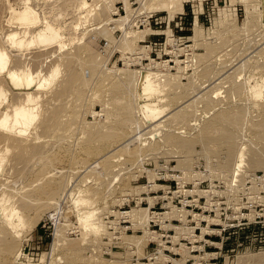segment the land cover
Wrapping results in <instances>:
<instances>
[{"label": "rangeland", "instance_id": "obj_1", "mask_svg": "<svg viewBox=\"0 0 264 264\" xmlns=\"http://www.w3.org/2000/svg\"><path fill=\"white\" fill-rule=\"evenodd\" d=\"M86 1L89 8L87 7L88 10L84 9L83 13H80L75 8L78 0H30L29 5L36 9L35 13L39 19H47L57 27L60 25V30L63 33L62 42L66 45L62 49L56 46L57 43L46 47L32 45L28 49L17 51L11 47L4 36L14 28L16 31L18 29L23 31L24 28L21 25L25 23L19 17H23L21 12L25 11V3L24 0H0V45L6 47L8 51L10 58L7 66L12 67L14 64L27 66L34 74L41 72V75L47 73V70H51V68L58 67L57 75L51 83L46 85L45 88L37 90L39 95V103L37 104V107H39L37 108L38 120L30 126L27 134L23 136L29 139L28 142H30V139L33 142L38 140L40 143L36 141L35 143L38 142L36 145L44 143L42 149L45 148L46 153L40 147L36 150H41L49 158H45V161L38 160L40 157L47 156H41L42 154L39 155L41 151L38 153L35 150L32 154L33 149L30 152V149L27 150L30 153H27V155L30 157L25 155L26 152L24 151H26L27 148L25 147L27 145L24 144L27 141L24 142L23 137L20 140V136L16 138L10 136L6 140L8 143L3 142L6 139L3 136L0 139L1 142L5 143H1V148L4 145H8L6 147L10 148L0 149V151L5 152L3 155L6 158L3 162L4 166L1 168L2 177H0L5 182L3 180H0V182L5 186L9 185L5 189L4 197L8 196L9 200L12 198L10 201L14 199L13 202H17L16 205L31 203L30 205L26 204L34 207L27 209L26 218H29L26 219V223L29 222L27 220H30L31 216L33 220L35 218L34 221L31 219V222L25 224V227L23 225L19 226L21 228L18 227V231L21 232H19V235H16L14 230L4 227L5 230L3 231L7 232L0 234V264H176L174 262L176 260H179L181 264H264V95L256 100L252 90H249L255 80L256 82H262L260 84H264V0H187L184 2L182 12L171 11V7L162 6L170 0H127L130 8L129 15L126 14L128 12L125 7V0H111L112 4L107 2L108 0L105 4L103 3L104 0ZM107 4H111L109 5L111 8ZM99 7H105V14L110 16L106 17L111 18L109 21L102 20V22L100 17L98 18L96 9H102ZM84 14L86 16H82ZM121 15H128L127 21L124 20L123 26H120L121 23L117 21L119 27L114 26L115 22L113 21L120 19L119 21L122 22ZM195 16L198 17V22L202 28L201 39L199 38L200 40L197 41L191 37ZM85 17H87L86 21ZM80 20H84L83 23ZM72 24H79L80 26L74 28L75 26ZM104 27L106 28L103 30ZM169 29L172 37L167 36ZM105 30L108 37L103 34ZM170 38H172V41ZM87 40L90 41V44ZM123 42L125 45H123ZM212 45L216 46L212 47ZM209 46L215 51L212 49L208 51ZM87 49L93 51H86ZM17 52L22 55L17 54ZM217 52H220V54ZM16 55L20 58H17ZM88 59L91 61L89 62ZM245 59H250V61ZM206 62H208L207 68H205ZM243 62L248 64L245 65ZM156 63L158 64L155 65ZM237 66L241 67L237 69ZM222 67H226L224 71H227V73L223 71ZM144 68H152L153 71L154 68L155 71L158 69V73L161 75L158 77H164V80L159 78L163 83H161L162 86L160 85L162 87L159 88L160 92L153 94L152 97L142 95V88L136 82L138 81L137 71ZM204 68L205 70L213 69L208 70V74L214 75L211 80L210 76H205L208 74H204L207 73ZM127 69L131 71H127ZM230 69L233 71H230ZM78 72L80 77H85V79H82L86 80L87 83L84 80L77 79L80 78ZM121 72L123 73L121 74ZM129 72L132 74H129ZM124 73L126 75L128 73L127 77L123 76ZM220 73L221 75H219ZM75 74H78L76 75L77 78L74 76ZM215 74L219 76L215 77ZM222 74H224L223 78ZM227 74L231 75L227 76ZM3 75L4 73L0 74V77ZM118 75L123 78L120 77V80H118ZM132 75L136 77L133 80L134 82L131 80L134 78ZM169 77L174 80H170ZM124 78H130L132 83L127 82V79L123 81ZM225 78L227 81L224 82ZM175 79H178V81H175ZM219 79L221 80L219 81ZM203 80L207 85L203 83ZM213 80L218 81L211 82L212 88L219 83L214 87V90L209 85L211 84L209 82ZM235 81L239 83H237L238 85L241 84L239 91L242 90V94L240 92L232 93L233 87L231 86H234ZM116 82H126L131 90H125L128 94L124 93L125 91L117 93L118 91H114V89L119 90L120 88L115 86ZM164 82L167 83L165 87ZM113 83H115L114 86ZM172 86L173 88H171ZM262 86L264 92V85ZM201 87L204 90L207 87V90H213L214 93L212 94L211 91L207 90L206 92ZM196 88L197 90H194ZM5 90L7 94L5 93L6 100L3 108L9 107L10 104L8 103L19 101L22 97L21 94L24 95L26 92L24 89L25 92H22V89L18 90L10 86H5ZM121 90L122 88L119 91ZM42 91L43 93H41ZM136 91L139 92L136 93ZM204 92L206 93L204 94ZM192 93L199 95L201 98L196 96L195 98L198 99H195L194 95L191 96ZM208 93L212 95H208ZM251 93L253 97L250 96ZM54 94L57 96H53ZM115 94H120V98L123 96L122 102L118 103L117 100H120V98H118L119 95L116 96ZM124 94H126V97ZM18 95L20 99H14L15 96L19 97ZM204 95L212 97L211 99L214 98L215 105L209 103L206 105L209 107L213 105V109L211 107L206 109L207 97ZM115 97H117L116 100H114ZM134 97H136V100ZM187 97L192 98L190 99L192 104L186 102V99L188 101ZM150 98L151 100L157 99L155 103L158 106L169 107L168 110L164 109L163 113L165 112V114H161L159 121H165L162 124L163 126L160 124V127H157L159 128V134L155 137L152 135L149 137L151 133L145 131L153 127L152 125L155 123L147 126L149 125L148 120L145 119L144 113L141 111V104L147 99L150 100ZM176 99L178 100L176 101ZM175 101L180 104L175 103ZM128 102L132 105L130 104V109L127 110V113H124L126 115L122 119L120 116H123L122 112L124 110L122 111L123 108L119 110V108H121L122 103L124 105ZM169 103L170 105H167ZM135 104L140 107L138 108ZM184 105L190 106L189 109ZM225 105L227 106L225 107ZM116 107H118L117 110L122 111L120 114H118V111L115 112ZM183 107L186 111L185 109L182 110ZM131 108L134 110L132 111ZM180 108L181 110H179ZM175 112H178L179 116L182 115L183 118L188 119H181L182 117H178V114H176L177 116L174 115ZM168 114H170V118L165 116ZM53 115V121L49 120L52 125L48 126V119L52 118ZM162 115H164V118H162ZM39 118L43 119L41 124ZM120 118L121 121H119ZM177 121L179 122L177 123ZM125 122H129L128 125H125ZM121 124H124V126ZM42 125L44 126L42 127ZM210 126L211 128H209ZM168 127L172 129H168ZM131 129H134V132H131ZM171 131L173 136L169 133ZM27 135L30 137H27ZM131 135H135V137H132L131 143L117 147L120 144L119 142L124 141V138ZM176 135L177 137H175ZM163 136L166 141L161 139ZM16 139L18 143H14ZM176 140L179 142L176 143ZM19 141H22L25 147L21 146ZM146 141L150 142L147 143ZM190 141L195 144L191 143L190 145ZM9 142L13 144L11 145ZM159 143L162 144L159 145ZM183 143H185V146L180 147ZM216 143H218L217 146ZM232 143L234 144L233 152L235 148L236 151L235 154L231 153V157H234V159L229 157L231 159L229 161L227 148ZM16 144L18 145L15 146ZM152 144L153 146H150ZM15 147L16 149H14ZM112 148L115 151H112ZM160 148L161 150H159ZM210 149L212 150L210 151ZM241 149L245 150L246 156L244 155V159L246 161L243 160L244 163L240 167L242 172L238 171V174H232L234 173L236 161H239L238 153ZM50 150L51 152L54 151L51 155H49ZM159 151L161 153H158ZM47 152L50 153L47 154ZM19 153L21 154L19 155ZM31 154L37 155H35L37 162L33 161L35 156H31ZM16 155L19 156L16 157ZM21 155L24 157L22 158ZM225 157L229 160H226ZM25 160H28L27 164L24 162ZM38 162L40 163L37 164ZM15 163H18V165ZM225 163L230 166L223 167L222 165H227ZM231 163L233 164L231 165ZM22 164L26 165L23 166ZM20 165L21 168L17 167ZM35 167L38 169H35ZM230 167L232 168L230 169ZM83 168L86 170H82ZM41 169L44 171L48 169V171L42 172ZM233 176L238 178L236 179ZM38 178L40 184L37 183ZM23 179L26 181H23ZM33 181L36 182L33 183ZM99 184L100 186H96ZM157 184L159 185L157 186ZM65 186V190H63ZM75 186L80 189L76 190ZM80 186H84L83 188L87 191L81 189ZM72 188H75L73 191L75 190L76 193L73 192V195L70 196L68 193L71 192ZM41 190L48 193L51 190H54L55 193L59 191L55 194L57 196L56 201H58L53 205V208L52 204L43 207L40 204H32L31 199L38 198L35 195L41 194ZM79 190H82L80 192L82 196L88 201H92V203L89 201L90 207L94 210L99 208V213L95 212L96 215L94 216L95 220L98 218L97 215L100 218L99 221L96 220L98 222L95 221L96 224L99 223L98 234L95 233L97 228H91L95 229L94 232H92L93 230L90 231L91 229L85 232L76 218L77 208L74 206L75 199L73 197L77 195ZM45 192L43 193L45 194ZM98 192L102 197L99 194L97 195ZM25 193H31L35 197L31 196L30 201L26 199V202L23 203L22 199ZM43 193L39 198L45 196ZM21 197L22 199H19ZM65 198L70 202L68 203ZM93 198L97 199L93 200ZM151 201L153 202L150 203ZM64 203L67 205H64ZM141 207H148V215L154 216L149 218L148 221L140 219L136 213L143 212ZM49 208L55 209L54 213L58 218H60L58 215H62L61 220L66 223L63 226L65 227L63 228L64 239L54 252H52L51 242L56 220L55 216H51L52 211ZM68 208L71 210H68ZM132 210H136V213H134L136 217H132ZM185 211L187 214L181 216ZM65 212H67V216ZM128 212L131 214H128ZM159 214L160 217H158ZM163 214L164 216L161 217ZM202 215L204 216L201 218ZM141 221L142 223H139ZM100 223L103 227L100 226ZM12 237L14 238L11 239ZM3 239L12 240L17 244L16 250L20 249L18 257L15 256V249H5ZM251 254H254V257ZM256 254H258L257 257ZM245 255L250 258L248 262ZM240 259H244V262L246 260L247 263L242 262Z\"/></svg>", "mask_w": 264, "mask_h": 264}, {"label": "bare ground", "instance_id": "obj_2", "mask_svg": "<svg viewBox=\"0 0 264 264\" xmlns=\"http://www.w3.org/2000/svg\"><path fill=\"white\" fill-rule=\"evenodd\" d=\"M30 0H24V3H25V7H24V10L25 11H23V12H21L22 13V16L23 17H19V19H21L22 20V22L23 23H25L24 25H21L20 23H19V25H21L24 29H23V31H19V30H21V29H18V31H16V30H14L13 28H11V29H13L12 31L10 30V32H8L7 34H5L6 36H4V37H6V39H7V41H9V44L11 45V47L12 48H15V50H17V51H20V50H22V49H28V47H30V46H32V45H37V46H42V47H46V46H49V45H51L52 46V44H54V43H57L56 44V46L58 47H60L61 49H62V47H64V45H66L65 43H63L62 42V38H63V33L61 32V27H59L60 25H58V27H57V25H54V23H52L51 21H49V20H47V19H45V20H42V19H39L37 16H36V9H34L32 6H30L29 5V2ZM96 1H98V0H96ZM101 1H103V0H101ZM107 0H104L103 1V3L105 4V2H106ZM126 1V2H125ZM124 2H125V7H126V10H127V12L128 13H126V14H130L129 13V11H130V8H129V2H127V0H125ZM185 1H187V0H170L169 2H167V3H165V4H161L162 6H166V7H171V11H180V12H182L183 10H184V2ZM107 2H112L111 0H108ZM106 2V3H107ZM170 2H171V4H170ZM97 3V2H96ZM99 3H100V1H99ZM53 4H55V3H53ZM77 4V3H76ZM112 4V3H111ZM111 4H107V6L108 7H110L111 8V6H109V5H111ZM91 5V4H90ZM97 5V4H96ZM101 5H103L102 3H101ZM171 5V6H170ZM100 6V5H99ZM52 7V6H51ZM73 7H74V5H73ZM88 3H87V1L86 0H78V4H77V7H75L78 11L77 12H79L80 11V13L82 12L83 13V10L85 9H87L88 10ZM91 7V6H90ZM99 8H104L103 10L101 9V10H99V9H96L97 11H98V18L100 17V20L102 21V20H104V21H106V20H108L109 21V19H111V18H107V17H110L109 15L107 16L106 14H105V7H99ZM49 11H50V9H49ZM51 11H53V10H51ZM90 11V10H89ZM85 12V11H84ZM264 12V11H263ZM262 12V13H263ZM61 12L59 11V14H60ZM62 14H63V12H62ZM264 14V13H263ZM76 15V14H75ZM78 15V14H77ZM127 15V16H128ZM57 16L59 17V15L57 14ZM62 16V15H61ZM82 16H86V14H84V15H82ZM89 16V15H88ZM96 16V15H95ZM107 16V17H106ZM127 16L126 15H121L120 17H121V20H122V22L121 21H119L120 19H118V20H116V19H114V20H116V21H113V22H115V24L116 23H118V22H120L121 24H120V26H123L122 24H123V22H124V20H126L127 19ZM54 17H56L55 15H54ZM78 18H80V17H78ZM84 18V17H83ZM52 19H53V17H52ZM51 19V20H52ZM81 19V18H80ZM86 19H87V17H85V21H86ZM40 20H42L41 21V24H39V22H40ZM74 20V19H73ZM99 20V21H100ZM80 21H82V20H80ZM84 21V20H83ZM83 21H82V23H83ZM112 21V20H111ZM118 21V22H117ZM127 21V20H126ZM125 21V22H126ZM70 22H72V21H70ZM69 22V23H70ZM103 22V21H102ZM63 23V22H62ZM65 24V23H64ZM101 24V23H100ZM114 24V26H118L119 25V23L118 24H116L115 25ZM259 24V23H258ZM67 25H69V24H67ZM72 25H74V24H72ZM78 25L79 24H75L74 26V28H77L78 27ZM80 26V25H79ZM13 27V26H12ZM15 27H17V26H15ZM100 27V26H99ZM107 27V26H106ZM106 27H104L103 28V30L106 28ZM119 27V26H118ZM69 28V27H68ZM67 28V29H68ZM70 28H71V26H70ZM107 28H109V27H107ZM124 30H125V28H124ZM201 30H202V28H201V26H200V23L198 22V17L197 16H195V19H194V29H193V35L191 36L194 40H198L199 38L201 39V36H202V32H201ZM101 31H102V28H101ZM109 31H110V29H109ZM125 32V31H124ZM133 32V31H132ZM86 33V32H85ZM110 33H112V32H110ZM167 36L168 37H172V34H171V30L169 29L168 31H167ZM104 35L106 34V30H105V32L103 33ZM126 34V33H125ZM124 34V35H125ZM128 34V33H127ZM131 34V33H130ZM108 34H106V36H107ZM109 35H111V34H109ZM132 35V34H131ZM112 36V35H111ZM129 36V35H128ZM108 37V36H107ZM113 37V36H112ZM139 37V36H138ZM127 38V37H126ZM4 39V38H3ZM89 39V38H88ZM90 39H92V38H90ZM110 39V38H109ZM168 39V38H167ZM172 38H170V40H171ZM199 39V40H200ZM112 40V39H111ZM169 40V39H168ZM65 41V40H64ZM88 41V40H87ZM110 41V40H109ZM172 41V40H171ZM219 41V40H218ZM92 42V41H91ZM126 43H127V41H126ZM217 43H220V42H217ZM85 44H87V43H85ZM84 44V45H85ZM88 44H90V41H88ZM129 44V43H128ZM127 44V45H128ZM9 45V46H10ZM123 45H125L124 44V42H123ZM2 45H0V74L2 75V73H4V75L3 76H1L0 77V130H1V135H0V139H1V137L3 136L4 137V139L5 140H3V142H7L8 143V141H6L7 140V138L9 137L10 138V136H13V137H17V136H20L19 137V139L20 138H22L24 135H26L27 134V131H28V129L30 128V126H32V125H34L35 124V122L38 120V109L37 108H39V107H37V104L39 103V101H38V98H39V95L37 94V90L39 91V90H41V89H43V88H45V86L46 85H49L50 83H51V81L55 78V76L57 75V72H58V67H55V68H51V70H47L46 68V70L48 71L47 73L45 72V74H42L41 75V72L39 73H35L34 74V72L32 71V70H30V68H28L27 66H20V65H16V64H14V66L12 65V67H9V66H7L8 65V62H9V54H8V51H7V49H6V47L4 48L3 46L1 47ZM50 46V47H51ZM54 46V45H53ZM90 46V45H89ZM89 46H87V47H89ZM216 46V45H215ZM215 46H213L212 45V47H215ZM83 47V46H82ZM128 47H129V45H128ZM84 48V47H83ZM90 48H91V46H90ZM130 48V47H129ZM45 49V48H44ZM93 49V48H92ZM210 49H212V48H210V46H209V49H208V51H210ZM130 50V49H129ZM213 51H215V49H212ZM10 51H12V50H10ZM86 51H93V50H86ZM207 51V52H208ZM216 51H218V50H216ZM19 52H17V54H18ZM23 53V52H22ZM206 53V52H205ZM218 53V52H217ZM259 53V52H258ZM19 54H21V53H19ZM71 54V53H70ZM89 54V53H88ZM92 54V53H91ZM216 54V53H215ZM215 54H212V55H215ZM218 54H220V52L218 53ZM254 54V53H253ZM252 54V55H253ZM22 55V54H21ZM207 55V54H206ZM256 55H257V53H256ZM16 57H17V55H16ZM19 57V56H18ZM17 57V58H18ZM59 57H61V56H59ZM67 57V56H66ZM70 57H72V56H70ZM88 57H89V55H88ZM96 57H98L97 55H96ZM208 57V56H207ZM212 57H214V56H212ZM219 57H221V56H219ZM20 58V57H19ZM63 58H64V56H63ZM62 58V59H63ZM65 59V58H64ZM69 59V58H68ZM95 59V58H94ZM94 59H92L93 61H95ZM206 59V58H205ZM89 60V59H88ZM215 60V59H214ZM245 60H249L250 61V59H245ZM59 61V60H58ZM62 61H65V60H62ZM68 61H71V60H68ZM91 60H89V62H90ZM204 61V60H203ZM209 61V60H208ZM252 61V60H251ZM215 62V61H214ZM246 62V61H245ZM22 63V62H21ZM20 63V64H21ZM93 63V62H92ZM92 63H90L91 64V66H92ZM159 63V62H158ZM158 63H156L155 65H157ZM238 63V62H237ZM207 64H208V62H206V66H205V68H207ZM231 64V63H230ZM230 64H228L229 66H230ZM243 64H245V65H247L248 63H244L243 62ZM252 64V63H251ZM258 64V63H257ZM154 65V66H155ZM202 65H204V64H202ZM201 65V66H202ZM215 65V64H214ZM238 65V64H237ZM252 65H255V64H252ZM252 65H250V66H252ZM86 66H88V65H86ZM95 66V65H94ZM188 66V65H187ZM224 66H227V65H224ZM257 66V65H256ZM260 66V65H259ZM27 67V68H26ZM51 67H53V66H51ZM93 67V66H92ZM156 67V66H155ZM209 67V66H208ZM215 67V66H214ZM238 67H241V66H237V69H238ZM88 68V67H87ZM94 68V67H93ZM205 68H204V71L206 72L207 71V73H204V74H208V70L210 69H206L205 70ZM223 68V67H222ZM226 67H224L223 68V71H224V69H225ZM232 68H234L233 66H232ZM254 68V67H253ZM42 69V68H41ZM41 69H39V70H41ZM45 69H42V70H45ZM217 69V68H216ZM220 69V68H219ZM92 70V69H91ZM118 70V69H117ZM116 70V71H117ZM129 69H127V71H128ZM202 70V69H201ZM210 70H213V69H210ZM218 70V69H217ZM232 69H230V71H231ZM94 71V70H93ZM119 71H121V70H119ZM124 71V70H123ZM129 71H131V70H129ZM133 72H135L134 70H132ZM203 71V70H202ZM218 71H220V70H218ZM233 71V70H232ZM43 72V71H42ZM138 72V75H137V73H136V77H138V81H136V82H138L139 83V86L142 88V95H146L147 97H152V95L153 94H156V93H158V92H160L159 91V88H162L161 86H162V81L161 80H159V78H162V80H164L163 78V76L162 77H158V76H161V75H159V73H158V69H157V71H155V68H154V71H153V69L152 68H144V69H141V70H138L137 71ZM210 72H212V71H210ZM216 72V71H215ZM224 72H226L227 73V71H224ZM73 73V72H72ZM76 73V72H75ZM79 73V72H78ZM123 72H121V74H122ZM162 73H163V71H162ZM217 73V72H216ZM230 73H232V72H230ZM234 73V72H233ZM125 74V73H124ZM129 74H132L131 72H129ZM76 75H78V74H75L74 76L76 77ZM94 75V74H93ZM127 75H128V73H127ZM127 75L125 74V75H123L124 77H127ZM134 75V74H133ZM132 75V76H133ZM163 75V74H162ZM219 75H221V73L219 74ZM219 75H216L215 74V77L216 76H219ZM231 75V74H230ZM230 75H228L227 74V76H230ZM73 76V77H74ZM119 76V75H118ZM169 76V75H168ZM206 77L207 76H210L211 78H210V80L212 79V77L214 76H211V74H208V75H205ZM226 76V75H225ZM75 77H74V79H75ZM79 77H80V73H79ZM120 77H122V76H119V79L118 80H120ZM128 77H130V76H128ZM134 78H132L131 80H132V82H134L133 80L134 79H136V77L135 76H133ZM214 77V78H215ZM221 77V76H220ZM220 77H218V78H220ZM224 77V74H222V78ZM232 77V76H231ZM77 78V77H76ZM82 78H84L85 79V77H80V78H77V79H81V80H84V79H82ZM118 78V77H117ZM123 78V77H122ZM170 78V77H169ZM221 78V79H222ZM227 78V77H226ZM225 78V79H226ZM234 78V77H233ZM110 79V78H109ZM125 79H127V78H124L123 79V81H126ZM168 79V78H167ZM221 79H219V81L221 80ZM262 79V78H261ZM65 80V79H64ZM63 80V81H64ZM114 80V79H113ZM117 80V81H118ZM131 80H130V78H128L127 79V82H131ZM170 80H174V79H171L170 78ZM169 80V81H170ZM230 80H232L231 78H230ZM62 81V82H63ZM87 81H88V79H87ZM114 81H116V80H114ZM159 81H161V82H159ZM167 81V80H166ZM175 81H178V79L176 80L175 79ZM204 81V80H203ZM214 81L215 80H213V81H208L209 83H211V82H213L214 83ZM218 80H216L215 82H217ZM224 82L225 81H227V79L226 80H223ZM237 81V80H236ZM236 81H235V84H234V86H231V87H233V89H232V93H235V92H240L241 93V91H239L240 90V85H238L237 83H236ZM247 81V80H246ZM61 82V81H60ZM84 82H86V80H84ZM111 82H112V80H111ZM131 82V83H132ZM168 82V81H167ZM173 82V81H172ZM248 82V81H247ZM255 83L252 85V86H250L249 88H251V89H249V90H252V93H253V95L256 97V100H257V98H259V97H262V95H264V92H263V89H262V85H264V84H260V83H262V82H260V81H258V82H256V80L254 81ZM87 83V82H86ZM137 83V84H138ZM159 83V84H158ZM162 83V84H161ZM202 83V82H201ZM203 83H205V81L203 82ZM63 84V83H62ZM85 84V83H84ZM114 84L115 83H113V86H114ZM167 83L166 82H164V87H165V85H166ZM170 84V83H169ZM173 84V83H172ZM171 84V85H172ZM217 84V83H216ZM215 84V85H216ZM219 84V83H218ZM217 84V85H218ZM222 84V83H221ZM244 84H245V81H244ZM248 84V83H247ZM67 85H69V84H67ZM128 85L129 84H126V82H116V84H115V86L117 87V88H122V90L121 91H119L118 89H114V91H118L117 93H119V92H123V91H125V90H129L130 88H128ZM131 86H132V84H130ZM161 85V86H160ZM173 85H175V84H173ZM178 85H181V84H178ZM177 85V86H178ZM198 85V84H197ZM205 85H207L206 83H205ZM204 85V86H205ZM209 85H211V88H212V83L211 84H209ZM216 85V86H217ZM249 85H251V84H249ZM248 85V86H249ZM5 86H10V87H12V88H15V89H22V92H25L24 93V95L23 94H21L22 95V97H21V99H20V96L19 97H16L15 96V98L14 99H16V98H19L20 100L19 101H15V102H11V103H8V104H10V105H8L9 107H6V108H3V104H4V101L6 100V95H5V93L7 94V92H5L6 90H5ZM55 86H57V85H55ZM61 86H65V85H61ZM138 86V85H137ZM138 86V87H139ZM176 86V85H175ZM202 86V85H201ZM216 86H214V87H216ZM247 86V87H248ZM53 87V86H52ZM51 87V88H52ZM67 87V86H66ZM115 87V88H116ZM136 87V86H135ZM195 87V86H194ZM193 87V88H194ZM197 87V86H196ZM210 87V86H209ZM214 87L212 88L213 90H214ZM56 88V87H55ZM59 88V87H58ZM124 88H128V89H124ZM167 88H169L168 86H167ZM171 88H173V86L171 87ZM241 88H244V87H241ZM10 89V88H9ZM23 89L25 90V91H23ZM63 89V88H62ZM134 89V88H133ZM138 89V88H137ZM201 89H202V87H201ZM208 88L206 87V89L204 90V89H202V90H204V91H206ZM50 90H52V89H50ZM49 90V91H50ZM131 90V89H130ZM190 90V89H189ZM194 90H197V88L196 89H194ZM213 90H207V91H213ZM229 90V89H228ZM36 91V92H35ZM48 91V90H47ZM48 91V92H49ZM65 91H67V90H65ZM65 91H60V92H62V93H64ZM162 91H164L163 89H162ZM206 91V92H207ZM216 91V90H215ZM229 91H231V90H229ZM245 92H246V90H244ZM15 92V91H14ZM52 92H54V91H52ZM139 91H136V93H138ZM166 92V91H165ZM187 92V91H186ZM190 92H192L191 90H190ZM206 92H204V94L206 93ZM243 92V91H242ZM244 92V93H245ZM41 93H43V91L41 92ZM120 93V94H121ZM124 93H126V91L124 92ZM169 93H171V92H169ZM195 93V92H194ZM214 92H212V94H213ZM219 93V92H218ZM227 93H229L228 91H227ZM252 93H251V97H253L252 96ZM120 94H118V95H116V96H118V98H120ZM126 94H128V93H126ZM126 94H124V96L126 95ZM166 94H168V93H166ZM212 94H210V93H208V95H212ZM242 94V93H241ZM240 94V95H241ZM249 94H250V92H249ZM51 95H52V93H51ZM122 95V94H121ZM142 95H141V97H142ZM170 95V94H169ZM193 93H192V97H193ZM200 95H201V93H200ZM203 95V94H202ZM53 96H57L56 94H54ZM62 96V95H61ZM134 96V95H133ZM184 97H185V95H183ZM196 96H198V98H201L199 95H194V98L196 97ZM204 96H206L205 98H206V100H207V103L205 104V106L206 105H208V103L209 104H214V103H216V102H214L213 101V99H211L210 98V96H207V95H204ZM203 96V97H204ZM217 96H218V94H217ZM225 96V95H224ZM122 97L123 96H121V98H120V100H117L118 101V103L119 102H122L121 101V99H122ZM126 97V96H125ZM138 97V96H137ZM154 97V96H153ZM163 97V96H162ZM168 97V96H167ZM183 97V98H184ZM216 97V96H215ZM219 97V96H218ZM218 97H216V98H218ZM226 97H228V96H226ZM254 97V98H255ZM53 98V97H52ZM116 98L117 97H115V99L114 100H116ZM136 97H134V99H135ZM143 98V97H142ZM165 98H166V96H165ZM186 98V97H185ZM184 98V99H185ZM188 98V101H187V99H186V102H188V103H191L190 102V99H192L191 97L189 98V97H187ZM193 98V99H194ZM198 98H195V99H198ZM229 98V97H228ZM128 99V98H127ZM131 99V98H130ZM129 99V100H130ZM138 99H139V97H138ZM141 99V98H140ZM167 99H170V98H167ZM253 99V98H252ZM260 99V98H259ZM125 100H126V98H125ZM136 100V99H135ZM157 99H154V100H151V98H150V100L149 99H147V101H144L142 104H141V111L144 113L143 115L145 116V119H147L148 120V123H149V125H147V126H150V125H152V124H154V125H152L153 127H151L150 129H148V130H145V131H147V132H149V133H151L150 134V136L149 137H151V135L153 136V137H155L156 135H158L159 134V131H158V129L159 128H157V127H160V124H161V126H163L162 124H163V122L165 121H159V119L161 118V114L163 113V111H164V109H166V110H168V108L167 107H165V108H163L164 106L162 105V107L161 106H158V104H156L155 103V101H156ZM162 100V99H161ZM175 100V99H174ZM178 99H176V101H177ZM220 100V99H219ZM123 101H124V98H123ZM160 101V100H159ZM166 101V100H165ZM171 101V100H170ZM175 101V103H177V104H180V103H178V102H176ZM215 101H217V100H215ZM222 101V100H221ZM131 102L132 103H134L132 100H131ZM158 102V101H157ZM184 102H185V100H184ZM183 102V104H185ZM224 102V101H223ZM259 102V101H258ZM166 103V102H165ZM172 103V102H171ZM195 103V102H194ZM228 103V102H227ZM131 103L130 102H128V103H126V104H124L123 105V103L121 104L122 106H121V108H119V110H121L122 108V111L124 110V112H122V111H119V110H117L118 109V107H116V111L115 112H119L118 114H120V112H122L123 113V116H120L121 118L122 117H124L126 114H124V113H127V110H129L130 109V106L132 105H130ZM161 104V103H160ZM182 104V105H183ZM192 104V103H191ZM196 104H198V103H196ZM225 104V103H224ZM229 104V103H228ZM116 105H118V104H116ZM135 105H137V104H135ZM165 105V104H164ZM167 105H170V103L169 104H167ZM187 105H190V104H187ZM187 105H184V107H186V108H188V107H190V106H188L187 107ZM215 105V104H214ZM257 105V104H256ZM261 105V104H260ZM119 106V105H118ZM138 106V105H137ZM196 106V105H195ZM204 106V108H206V109H208V107L209 106H206L205 107ZM213 106V105H212ZM212 106H210L211 108H212ZM219 106V105H218ZM221 106V105H220ZM227 105H225V107H226ZM136 107V106H135ZM140 106H138V108H139ZM178 107H179V105H178ZM182 108V110L183 109H185V108ZM209 107V108H210ZM216 108H218L217 106H216ZM223 109H226V108H224V107H222ZM228 108V107H227ZM132 109V108H131ZM136 109V108H135ZM189 109V108H188ZM213 109V108H212ZM220 109V108H219ZM231 109V108H230ZM115 110V109H114ZM134 109H132V111H133ZM171 110V109H170ZM179 110H181V108L179 109ZM229 110V109H228ZM132 111H131V113H132ZM141 111H139V112H141ZM185 111H186V109H185ZM190 111V110H189ZM189 111H187V113H189ZM193 111V110H192ZM141 112V113H142ZM172 112V111H171ZM184 112V111H183ZM195 112H196V110H195ZM226 112H228L227 110H226ZM121 113V114H122ZM128 113H130V112H128ZM186 113V112H185ZM115 114H117V113H115ZM163 114H165V112L163 113ZM171 114V113H170ZM170 114H168V115H165V116H169V118H170ZM176 114H178V117H182V115L181 116H179V113L178 112H175V114L174 115H176ZM182 114V113H181ZM138 115H140V114H138ZM194 115V114H193ZM163 117L162 118H164V115H162ZM171 116H173V114H171ZM177 116V115H176ZM184 116V115H183ZM189 116V115H188ZM187 116V117H188ZM127 117V116H126ZM185 117V116H184ZM190 117V116H189ZM192 117V116H191ZM49 118V117H48ZM121 118L119 119V121H121ZM125 118V117H124ZM169 118H167L168 120H170ZM172 118V117H171ZM194 118V117H193ZM40 119V124H41V121L44 119V117H43V119H41V118H39ZM47 119V118H46ZM52 119H54V115H53V117L52 118H50V119H48V122H49V120H51V121H53ZM123 119V118H122ZM133 119V118H132ZM141 119V118H140ZM173 119V118H172ZM181 119H183V120H187V119H185V118H181ZM195 119V118H194ZM242 119V118H241ZM146 120V121H147ZM178 120V119H177ZM238 120V119H237ZM131 121V120H130ZM129 121V122H130ZM133 121H136V120H133ZM132 121V122H133ZM144 121V120H143ZM167 121V120H166ZM44 122V121H43ZM122 122H124V121H122ZM129 122H125L124 124L125 125H128L127 123H129ZM157 122V123H156ZM179 121H177V123H178ZM181 122H183V121H181ZM190 122V121H189ZM47 123V122H46ZM45 123V124H46ZM51 122H49V123H47V125L48 126H50V125H52V123L50 124ZM131 123V122H130ZM143 123V122H142ZM174 123V122H173ZM192 123V122H191ZM238 123V122H237ZM44 124V125H45ZM124 124H121L122 126H124ZM183 124H185V123H183ZM194 124H195V122H194ZM205 124V123H204ZM44 125H42V127L44 126ZM131 125V124H130ZM139 125H140V123H139ZM177 125V124H176ZM207 125V124H206ZM210 125V124H209ZM134 126V125H133ZM136 126V125H135ZM167 126V125H166ZM105 127H106V125H105ZM145 127V126H144ZM172 127H174V126H172ZM205 127V126H204ZM123 128V127H122ZM131 128V127H130ZM148 128V127H147ZM170 127H168V129H169ZM209 128H211V126L209 127ZM43 129H45V128H43ZM46 129H47V127H46ZM45 129V130H46ZM101 129H103L102 127H101ZM124 129V128H123ZM127 129V128H126ZM134 129H136V128H134ZM134 129H131V132H134ZM163 129V128H162ZM170 129H172V128H170ZM129 130V129H128ZM138 130V129H137ZM174 131H175V129H173ZM206 130H208L207 128H206ZM211 130V129H210ZM48 131V130H47ZM101 131V130H100ZM141 131V130H140ZM163 131V130H162ZM203 131H205V130H203ZM209 131V130H208ZM137 132V131H136ZM41 133V132H40ZM167 133V132H166ZM170 133V135H172V131L171 132H169ZM203 133H205V132H203ZM3 134V135H2ZM5 134V135H4ZM34 134V133H33ZM36 134H39V133H36ZM43 135L45 134L44 132L42 133ZM148 134V133H147ZM175 134V133H174ZM35 135V134H34ZM41 135V134H40ZM47 135V134H46ZM45 135V136H46ZM125 135H127V134H125ZM124 135V136H125ZM165 135V134H164ZM29 135H27V137H28ZM35 136H38V135H35ZM127 136H129V135H127ZM173 136V135H172ZM171 136V137H172ZM202 136V135H201ZM30 137V136H29ZM40 137V136H39ZM43 137V136H42ZM105 137V136H104ZM132 137H135V135L134 136H130V137H128V138H124L125 140L124 141H122V142H119L120 144L119 145H117L115 142V144L117 145V147H119V146H126L127 144H129V143H131L130 141H132ZM137 137V136H136ZM146 137V136H145ZM152 137V138H153ZM175 137H177V135L175 136ZM203 137V136H202ZM12 138V137H11ZM24 138V137H23ZM32 138V137H31ZM36 138V137H35ZM168 138H170V137H168ZM211 138H213V137H211ZM217 138V137H216ZM216 138H214L215 140H216ZM223 138V137H222ZM18 139V138H17ZM17 139L14 141V143H16L17 142ZM37 139V138H36ZM41 139V138H40ZM141 139V138H140ZM161 139H164V136H163V138H161ZM199 139H201V138H199ZM206 139H207V137H206ZM10 140V139H9ZM20 140H22V139H20ZM25 140L27 141L26 142V144H24V145H27L26 147L23 145V142L22 141H19V144H21V146H23V147H25V148H27L26 149V151H24V149L22 148V150L24 151V152H26L25 153V155H27V153L28 154H30L29 152L31 151V149H33V152L31 151V153L33 154L34 153V150L36 151V152H40L41 150L42 151H44L45 152V148H44V150L42 149L43 147V145H44V143H41L42 145H36V144H38V140H36V141H38L37 143H35L36 141H34L33 142V140H31L30 139V142H28V138H24V142H25ZM35 140V139H34ZM135 140H137V139H135ZM146 140V139H145ZM202 140V139H201ZM201 140H200V142H201ZM204 140V139H203ZM218 140H220V138H218ZM45 141V140H44ZM44 141H42V142H44ZM119 141V140H118ZM129 141V142H128ZM138 141V140H137ZM163 141H166L165 139L163 140ZM168 141V140H167ZM182 141H183V139H182ZM213 141V140H212ZM211 141V143L213 144V142ZM217 141V140H216ZM228 141V140H227ZM3 142H1L0 141V145H2V144H5V143H3ZM45 142H47V141H45ZM144 142V141H143ZM147 142V141H146ZM150 142V141H149ZM149 142H147V143H149ZM177 142H179V141H177L176 140V143ZM230 142H232V141H230ZM2 143V144H1ZM11 145L13 144V143H11V142H9ZM18 143V142H17ZM40 143V142H39ZM48 144H50L49 142H47ZM126 143V144H125ZM146 143V144H147ZM173 143H175V142H173ZM186 143V142H185ZM185 143H183V145L181 144V146L180 147H182V146H185ZM191 143H194V142H192V141H190V145H191ZM210 143V142H209ZM46 144V143H45ZM125 144V145H124ZM145 144V143H144ZM155 144V143H154ZM160 144H162V143H159V145ZM180 144V143H179ZM195 144V143H194ZM194 144H192V145H194ZM208 144V143H207ZM217 144L218 143H216V146H217ZM225 144H227V142H225ZM18 144H16L15 146H17ZM112 145V144H111ZM148 145V144H147ZM186 145H188V144H186ZM208 145H210L211 146V144H208ZM234 144L232 143V144H229V146H228V151H227V153H228V155L229 156H227L228 158L229 157H231V153L233 152V149H234V146H233ZM6 146H8V145H4V147H2V148H5ZM14 146V145H13ZM20 146V145H19ZM38 146V147H37ZM46 146V145H45ZM113 146V145H112ZM149 146V145H148ZM150 146H153V144L152 145H150ZM227 146V145H226ZM241 146V145H240ZM35 147H37V148H35ZM41 148V150H39V151H37L38 149H40ZM47 147V146H46ZM147 147V146H146ZM207 147V146H206ZM1 147H0V149H2ZM6 148H8V147H6ZM18 148V147H17ZM35 148V149H34ZM109 148V147H108ZM159 148V147H158ZM184 148H187V147H184ZM211 148H213V147H211ZM8 149H10V148H8ZM13 149V148H12ZM14 149H16V147L14 148ZM19 150H21L20 148H18ZM28 149H30L29 150V152H27V150ZM37 149V150H36ZM47 149H50V148H47ZM115 149V148H114ZM153 149L156 151V149L153 147ZM207 149V148H206ZM214 149V148H213ZM245 149V148H244ZM5 150V149H4ZM159 150H161V148L159 149ZM212 149H210V151H211ZM243 149H241V151L238 153L239 155V161H236L237 163H236V165H234L235 167H234V173H232V174H238V171H241V166H242V164L244 163L243 162V160H245L244 159V155L246 156V154L244 153V151L245 150H247V149H245V150H243ZM3 150H1L0 151V153L2 152ZM15 151V150H14ZM41 151V152H42ZM110 151V150H109ZM109 151H107V152H109ZM112 151H115V150H113V148H112ZM215 151H217V150H215ZM215 151H212V152H214V153H216ZM236 151V148H235V150H234V152ZM9 152V151H8ZM22 152V151H21ZM39 153V155L40 154H42L41 156H47V157H44V158H42V157H40L38 160H44L45 161V158L47 159V158H49V156L48 155H45L43 152L42 153ZM50 152H51V150H50ZM49 152V153H50ZM53 152L54 151H52L50 154L47 152V154H49V155H51V154H53ZM107 152H105V153H107ZM152 152H154V151H152ZM233 152V153H234ZM5 152L3 151V153L2 154H0V177H2L1 176V171H2V166H4V164H3V162H4V160L6 159V158H4V154ZM7 153V152H6ZM46 153V152H45ZM158 153H161L160 151L158 152ZM157 153V154H158ZM165 153V152H164ZM164 153H162V155H164L165 156V154ZM167 153H170V152H167ZM192 153V152H191ZM21 153H19V155H20ZM31 154V156H35V155H32ZM114 154V153H113ZM117 154V153H116ZM155 154H156V152H155ZM174 154V153H173ZM173 154H171V155H173ZM193 154V153H192ZM194 154H195V152H194ZM235 154V153H234ZM237 154V153H236ZM1 155H3V156H1ZM19 155H16V157L17 156H19ZM103 155V154H102ZM105 155H109V154H105ZM170 155V154H169ZM227 155V154H226ZM27 156H29V155H27ZM37 156V155H36ZM36 156L34 157L35 158V160H33V161H36ZM106 156V157H107ZM109 156H111V155H109ZM114 156H115V154H114ZM117 156V155H116ZM157 156V155H156ZM158 156H159V154H158ZM237 156V155H236ZM21 157L23 158L24 156H22L21 155ZM26 157V156H25ZM30 157V156H29ZM39 157V156H38ZM105 157V158H106ZM160 157V156H159ZM224 157V156H223ZM104 158V157H103ZM110 158V157H109ZM188 158V157H187ZM193 158V157H192ZM226 158V157H225ZM228 158H226V160H229ZM231 158H233L234 159V157H231ZM256 158V157H255ZM29 159H32V158H29ZM99 159H101V158H99ZM113 159H116V158H113ZM10 160V159H9ZM13 160V159H12ZM165 160V159H164ZM167 160V159H166ZM178 160H180V159H178ZM185 160H186V158H185ZM190 160H192V159H190ZM189 160V161H190ZM23 161V160H22ZM28 160H25L24 162L26 163ZM47 161V160H46ZM188 161V162H189ZM229 161H231V159L229 160ZM246 161V160H245ZM15 162H17V161H15ZM37 162V161H36ZM106 162V161H105ZM178 162H180V161H178ZM183 162V161H182ZM228 162V161H227ZM23 163V162H22ZM28 163V162H27ZM26 163V164H27ZM40 162H38L37 164H39ZM46 163V162H45ZM45 163H44V165H45ZM87 163V162H86ZM104 163V162H103ZM235 163V162H234ZM15 164H17L18 165V163H15ZM25 164V165H26ZM88 164V163H87ZM225 164H227V165H222L223 167H228V166H230V165H228V163H225ZM233 163H231V165H232ZM23 165V164H22ZM25 165H23V166H25ZM84 165H86V164H84ZM34 166H35V164H34ZM87 166H89V165H87ZM17 167H19V168H21L22 166L20 165V166H17ZM28 167H30V166H28ZM14 168V167H13ZM15 168H16V166H15ZM25 168V167H24ZM31 168V167H30ZM46 168V167H45ZM80 168V167H79ZM89 168V167H88ZM232 167H230V169H231ZM243 168V167H242ZM8 169H10V168H8ZM35 169H38V168H36L35 167ZM223 169V168H222ZM229 169V170H230ZM23 170V169H22ZM25 170V169H24ZM32 170V169H31ZM58 170V169H57ZM82 170H86V169H82ZM89 170V169H88ZM14 171H16V170H14ZM20 171V170H19ZM27 171H29V170H27ZM41 171L43 172L44 170H42L41 169ZM45 171H48V169H45ZM44 171V172H45ZM79 171V169L77 170V172ZM232 171V170H231ZM11 172V171H10ZM36 172V171H35ZM39 172H40V170H39ZM38 172V173H39ZM82 172V171H81ZM242 172V171H241ZM241 172H239V173H241ZM5 173H7V172H5ZM26 173V172H25ZM230 173V172H229ZM3 174V173H2ZM7 174H9V173H7ZM19 174H21V173H19ZM90 174V173H89ZM231 174V175H232ZM29 175V174H28ZM40 175V174H39ZM26 176H27V174H26ZM36 176V175H35ZM42 176V175H41ZM78 176V175H77ZM241 176V175H240ZM34 177V176H33ZM37 177V176H36ZM233 177H236V176H233ZM233 177H232V179H233ZM24 178H26V177H24ZM238 177H236V179H237ZM4 179H5V177H4ZM78 179V178H77ZM231 179V180H232ZM0 180H3V179H0ZM85 180V179H84ZM89 180V179H88ZM234 180H235V178H234ZM234 180H232L233 182H234ZM4 182H5V180H3ZM8 181V180H7ZM6 181V182H7ZM23 181H26V180H24L23 179ZM39 178L37 179V183L38 184H40L39 182ZM94 181V180H93ZM22 182V181H21ZM20 182V183H21ZM32 182V181H31ZM34 182H36V181H33V183ZM68 183H69V181H67ZM75 182H77V181H75ZM82 182V181H81ZM10 183V182H9ZM27 183V182H26ZM92 183V182H91ZM94 183V182H93ZM5 184H7V183H5ZM25 184V183H24ZM49 184H51V183H49ZM74 184V183H73ZM84 184V183H83ZM231 185H232V183H230ZM234 184V183H233ZM16 185V184H15ZM57 185V184H56ZM55 185V186H56ZM59 185H61V184H59ZM65 185V184H64ZM155 185V184H154ZM154 185H152V186H154ZM159 184H157V186H158ZM7 186H9V185H3L1 182H0V234L2 233V232H7V231H3V230H5V228H9V229H11V230H14L15 231V233H16V235H19V232L20 231H18L19 230V228H21V227H19V226H24L25 224L27 225V223H29V222H31V219H32V216H31V219L30 220H27V221H29V222H27L26 223V219H28L29 217H27L26 218V211H27V209H29V207H32V208H34L33 206H29L31 203H29V202H27L29 205L27 206L26 204L25 205H22V204H17L16 205V203L15 202H13L14 201V199H13V201H10V200H12V198H10V200H9V197L8 196H6V197H4L5 196V189H6V187ZM19 186H21L20 184H19ZM26 186V185H25ZM34 186H36V185H34ZM44 186V185H43ZM77 186H78V184H77ZM77 186H75L76 188H77ZM87 186V185H86ZM96 186H100V184L99 185H96ZM145 186V185H144ZM23 187V186H22ZM31 187H32V185H31ZM51 187V186H50ZM73 187V186H72ZM81 187V189H83V190H86V189H84L82 186H80ZM160 187V186H159ZM16 188V187H15ZM14 188V189H15ZM64 189L63 190H65V188H66V186L65 187H63ZM70 188V187H69ZM79 188V187H78ZM78 188L76 189V190H78ZM97 188V187H96ZM99 188V187H98ZM22 189V188H21ZM30 189V188H29ZM55 189V188H54ZM73 189H75V188H72V190H70L71 192H69L68 194L70 195V196H72L73 195V192L74 193H76L75 192V190L73 191ZM80 189V188H79ZM100 189V188H99ZM27 190V189H26ZM43 190V189H42ZM41 190V191H42ZM56 190H58L57 188H56ZM7 191V190H6ZM10 191V190H9ZM12 191H14V190H12ZM29 191V190H28ZM32 191V190H31ZM36 191V190H35ZM69 191V190H68ZM87 191V190H86ZM96 191H97V189H96ZM95 191V192H96ZM100 191V190H99ZM19 192V191H18ZM34 192V191H33ZM32 192V193H33ZM43 192H45V191H42V193ZM59 192V191H58ZM57 191H56V193L54 192V190H51V192L50 193H48V192H45V194L43 193V195H45V196H43L42 198H39L41 195H42V193L41 194H39V195H35L34 193H36V192H34L33 194L35 195V196H38V198H32L34 195H31V193H25V196L24 195H22V196H24L23 197V199H22V197L21 198H19V199H22V201H23V203H25L26 201V199H31V202H32V204L33 203H35V205H38V204H40V205H42L41 207H43V206H47V204H52V208H53V205H55L56 203H57V201H56V198H57V196L55 195V194H57L58 193ZM80 192H82V190H79L78 192H77V195L76 196H74L73 197V199H75L74 200V203H75V205L74 206H76V208H77V212H75V214L77 213V220H78V222H79V224H80V226L85 230V232L87 231V230H89V229H91V228H97L96 230L95 229H91L90 231H92V232H94V230H95V233L97 232V230L98 229H100L98 226H99V223L98 224H96V222H98L99 221V216L97 215L96 217H98V218H96V220L98 219V221H96L95 220V212H97V213H99V208H98V210H94V208H92V207H90V202L92 203V201H88L84 196H82V194H80ZM85 192V191H84ZM109 192V191H108ZM123 192H125V191H123ZM6 193H8V192H6ZM12 193V192H11ZM21 193H23V192H21ZM88 193V192H87ZM91 193V192H90ZM100 192H98L97 193V195L99 194ZM106 193V192H105ZM127 193H129V192H127ZM103 195H104V193H102ZM124 194H126V193H124ZM75 195V194H74ZM92 196H93V194H91ZM95 196H96V193L94 194ZM100 195V194H99ZM12 196H13V194H12ZM32 196V197H31ZM34 196V197H35ZM56 196V197H55ZM62 196V195H61ZM101 196V195H100ZM55 197V198H54ZM60 197V196H59ZM63 197V196H62ZM67 197H69V196H67ZM102 197V196H101ZM13 198H15L14 196H13ZM98 198V197H97ZM97 198H93V200L94 199H97ZM143 198V197H142ZM90 199V198H89ZM105 199V198H104ZM148 199H150V198H148ZM64 200V199H63ZM65 200H66V198H65ZM71 200H72V198H71ZM124 200H125V198H124ZM150 200H153V199H150ZM30 201V200H29ZM67 202H68V200H66ZM96 201V200H95ZM70 202V201H69ZM68 202V203H69ZM97 202V201H96ZM117 202V201H116ZM153 201H151L150 203H152ZM73 203V204H74ZM95 203V202H94ZM115 203V202H114ZM59 204V203H58ZM57 204V205H58ZM56 205V206H57ZM62 205V204H61ZM64 205H67V204H65L64 203ZM49 206V205H48ZM69 206V205H68ZM51 207V206H50ZM94 207V206H93ZM46 208H48V207H46ZM62 208V207H61ZM71 208V207H70ZM70 208H68V210H71ZM72 208H74V207H72ZM75 208V209H76ZM97 208V207H96ZM142 208V207H141ZM49 209H51V208H49ZM136 209V208H135ZM147 209H148V207H145V208H142V210L141 211H143V212H141L140 213V211L139 212H137L136 213V210H132L131 211V213H133L132 215V217H134L135 216V214L134 213H136V215H138V217L140 218V219H144V220H146V221H148V219L149 218H152L154 215H148V213L149 212H147ZM61 210V209H60ZM112 210V209H111ZM140 210V209H139ZM51 211H52V215L51 216H55L54 218H55V220H56V222H54L55 223V227H54V230H53V237H52V242H51V247H52V252H54L59 246H60V244L62 243V241H63V239H64V229L63 228H65V227H63V226H65L64 225V223L65 222H62V220H61V216L62 215H58V216H60V218H58L55 214L56 213H54V211H55V209H51ZM145 211V212H144ZM29 212V211H28ZM115 212V211H114ZM130 212V211H129ZM128 212V214H131V213H129ZM66 213V216H67V212H65ZM140 213V214H139ZM157 213V212H156ZM166 213V212H165ZM164 213V214H165ZM58 214V213H57ZM164 214L163 215H161V217L162 216H164ZM187 213H186V211L183 213V215H181V216H185ZM28 215V214H27ZM195 215H197V214H195ZM204 215H202L201 216V218L203 217ZM136 217V216H135ZM155 217H157V216H155ZM158 217H160V214L158 215ZM198 217H199V215H198ZM64 218H65V216H64ZM68 218V217H67ZM184 218V217H183ZM37 219H38V217H37ZM136 219H138V218H136ZM136 219H134L135 221H136ZM157 219V218H156ZM161 219V218H160ZM162 219H164V218H162ZM33 220V219H32ZM34 220H35V218H34ZM33 220V221H34ZM63 220H65V219H63ZM76 220V221H77ZM139 220V219H138ZM96 221V222H95ZM200 221V220H199ZM143 222H145V221H143ZM137 223V222H136ZM139 223H142V221L141 222H139ZM34 224V223H33ZM33 224H32V226H33ZM66 224V223H65ZM101 224V223H100ZM144 224V223H143ZM136 225V224H135ZM139 225V224H138ZM100 226H102L103 227V225L101 224ZM5 227V228H4ZM19 227V228H18ZM25 227V226H24ZM206 227V226H205ZM148 228V227H147ZM102 229V228H101ZM103 230V229H102ZM205 230V229H204ZM14 231H12V232H14ZM145 231H147V230H145ZM84 232V231H83ZM9 233H10V231H9ZM14 233V234H15ZM21 233V232H20ZM153 233H155V232H153ZM157 233V232H156ZM10 234H12V233H10ZM96 234H98V232L96 233ZM99 234H100V232H99ZM159 234H161V233H159ZM6 235V234H5ZM4 235V236H5ZM156 235V234H155ZM3 236V235H2ZM202 236V235H201ZM18 237V236H17ZM14 237H12L11 239H13ZM5 239V238H4ZM3 239V240H4ZM1 240V239H0ZM196 240V239H195ZM8 241H10V240H8V239H6V240H4V243H3V245H4V247H5V249H10V248H12V250L13 249H15V256H19L20 255V253H19V250L20 249H17L16 250V243H14V241H10V242H8ZM18 247V246H17ZM20 247V246H19ZM165 247V246H164ZM175 248V247H174ZM159 249V248H158ZM183 251V250H182ZM187 251V250H186ZM13 252V251H12ZM186 255V254H185ZM246 255H248L247 253H246ZM245 255V257L247 258V262H248V260H250V258L249 257H247ZM252 256L254 255V254H251ZM257 255L258 254H256L255 256L257 257ZM24 256V255H23ZM161 256V255H160ZM192 256V255H191ZM195 256V255H194ZM202 256V255H201ZM243 256V255H242ZM251 256V257H252ZM16 257V258H17ZM157 257V256H156ZM162 257V256H161ZM184 257V256H183ZM196 257V256H195ZM254 257V256H253ZM252 257V258H253ZM165 258V257H164ZM163 258V259H164ZM165 261H166V259H164ZM173 261H174V259H172ZM176 260V259H175ZM240 260H242V259H240ZM244 260V259H243ZM242 260V262H244ZM161 261V260H160ZM180 261H181V259H180ZM176 264H181L180 262H179V260H176V261H174ZM183 262H184V260H183ZM245 262H246V260H245ZM244 262V263H245ZM246 262V263H247ZM239 263H241V261H239ZM173 264V263H172ZM183 264V263H182Z\"/></svg>", "mask_w": 264, "mask_h": 264}]
</instances>
